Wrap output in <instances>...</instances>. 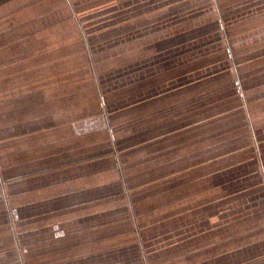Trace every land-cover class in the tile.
Returning <instances> with one entry per match:
<instances>
[{
	"label": "rangeland",
	"instance_id": "1",
	"mask_svg": "<svg viewBox=\"0 0 264 264\" xmlns=\"http://www.w3.org/2000/svg\"><path fill=\"white\" fill-rule=\"evenodd\" d=\"M42 1V7L27 13L26 19L31 20L40 10L46 15L40 22L43 29L39 27L43 62L57 60L52 68L56 76L71 72L70 67L81 71L90 61L95 65L100 85L82 93L85 97L89 89L99 92L105 99L106 116L115 113L111 121L122 138L117 172L123 188L129 191L142 184L143 176L137 173L142 168L136 164L145 160L147 164V150L160 160L167 150H160L161 146L166 147L167 142L171 155L180 149L186 161L207 164L201 167L202 192L216 183V172L219 200L229 194L227 174L234 183L240 179L239 173L255 170L264 179V0H117L120 7H131L124 12L113 8L114 0ZM145 2L152 6L144 7ZM150 10L154 18L143 19L140 13ZM81 16L84 19L79 23ZM83 79L87 82L89 77ZM145 121L148 123H139ZM163 173L154 167L147 177ZM258 176L248 178L252 179L248 183H255ZM177 183L157 184L149 194L177 187ZM248 186L247 192L235 190L239 199L251 195ZM119 188L110 184L104 190L101 229L107 238L115 237L113 232L119 230L122 238L106 243V254L96 255L103 262L100 264H155L165 258L164 264H194V260L181 259L184 253L176 245H146V236L142 244L141 235L140 243L134 244L135 199L150 208L161 197L159 193L120 197ZM189 188L197 186L191 181ZM147 211L141 215L140 225L150 215L156 219L169 212ZM260 222L264 223V214L249 215L244 224L235 225L234 232L240 236L242 231L248 232L252 240L260 241L250 247L262 250L264 228L259 229ZM132 246L135 249L130 253L122 251ZM70 257L59 253L54 262L44 263L87 264ZM89 264L98 262L91 257ZM209 264L223 263L213 260Z\"/></svg>",
	"mask_w": 264,
	"mask_h": 264
},
{
	"label": "crops",
	"instance_id": "2",
	"mask_svg": "<svg viewBox=\"0 0 264 264\" xmlns=\"http://www.w3.org/2000/svg\"><path fill=\"white\" fill-rule=\"evenodd\" d=\"M116 2L113 8L118 12L131 8ZM43 4L42 0H0V264H45L54 262L59 253H66L74 262L89 264L92 257L100 264L102 260L96 255L106 254V243L122 238L119 230L113 232L115 237L107 238L101 229L106 209L102 196L110 184L120 186V197L158 193L161 197L150 208L135 199L134 244L140 243L141 235L142 244L146 236V245H176L184 253L181 259L194 260V264L213 260L262 264L264 249L250 247L260 241L252 240L248 232L235 234L234 228L244 224L249 215L264 214L263 175L259 177L256 170L239 173L240 179L234 183L227 174L229 194L219 200L216 172L213 181L217 184L202 192L201 167L207 164L186 161L184 150L175 149L171 155L167 142L166 147L161 146L160 150H167L160 160L147 150V164L146 160L136 164L142 168L137 171L143 176L142 184L129 191L123 188L117 172L122 138L111 121L115 113L110 117L107 112L106 116L105 99L99 92L89 89L88 102L82 93L100 85L95 65L90 61L84 71L70 67L71 72L56 76L52 68L57 60L43 62L39 30L46 15L40 10L31 20L26 19L27 13ZM149 6L152 4L144 3V7ZM144 12L140 13L143 19L154 18L153 10ZM154 167L164 172L161 177H147ZM211 174L207 176L210 182ZM254 176L258 181L248 183ZM175 181L177 187L149 194L157 184L171 186ZM191 181L197 186L194 190L189 188ZM247 186L251 195L239 199L235 190L244 188L247 192ZM166 209L169 212L162 217L153 219L150 215L148 222L140 225L147 210L161 214ZM258 227L264 228V223ZM147 230L150 233H145ZM125 249L122 251L130 253L135 247ZM165 259L159 261L164 264Z\"/></svg>",
	"mask_w": 264,
	"mask_h": 264
}]
</instances>
